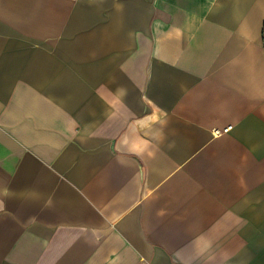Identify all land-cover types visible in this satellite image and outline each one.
Listing matches in <instances>:
<instances>
[{
  "label": "crops",
  "instance_id": "obj_1",
  "mask_svg": "<svg viewBox=\"0 0 264 264\" xmlns=\"http://www.w3.org/2000/svg\"><path fill=\"white\" fill-rule=\"evenodd\" d=\"M0 264H264V0H0Z\"/></svg>",
  "mask_w": 264,
  "mask_h": 264
}]
</instances>
